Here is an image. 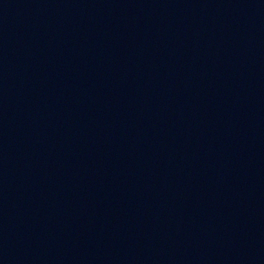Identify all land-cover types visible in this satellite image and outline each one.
<instances>
[{
  "label": "water",
  "instance_id": "water-1",
  "mask_svg": "<svg viewBox=\"0 0 264 264\" xmlns=\"http://www.w3.org/2000/svg\"><path fill=\"white\" fill-rule=\"evenodd\" d=\"M0 264H264V0H0Z\"/></svg>",
  "mask_w": 264,
  "mask_h": 264
}]
</instances>
